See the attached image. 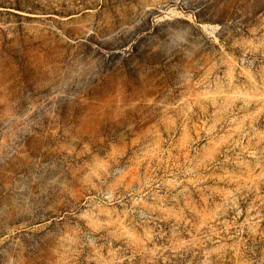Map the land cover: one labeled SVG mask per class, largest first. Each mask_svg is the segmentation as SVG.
<instances>
[{"label":"rangeland","instance_id":"obj_1","mask_svg":"<svg viewBox=\"0 0 264 264\" xmlns=\"http://www.w3.org/2000/svg\"><path fill=\"white\" fill-rule=\"evenodd\" d=\"M0 264H264V0H0Z\"/></svg>","mask_w":264,"mask_h":264}]
</instances>
